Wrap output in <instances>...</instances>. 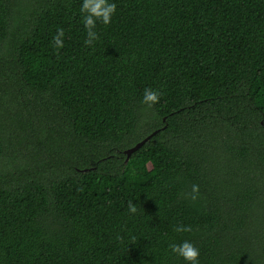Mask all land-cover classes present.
<instances>
[{
  "label": "trees",
  "instance_id": "obj_1",
  "mask_svg": "<svg viewBox=\"0 0 264 264\" xmlns=\"http://www.w3.org/2000/svg\"><path fill=\"white\" fill-rule=\"evenodd\" d=\"M110 2L0 0V264H264V0Z\"/></svg>",
  "mask_w": 264,
  "mask_h": 264
},
{
  "label": "clouds",
  "instance_id": "obj_2",
  "mask_svg": "<svg viewBox=\"0 0 264 264\" xmlns=\"http://www.w3.org/2000/svg\"><path fill=\"white\" fill-rule=\"evenodd\" d=\"M117 5L110 2V0H83L80 12L83 14L82 20L86 30V38L84 44L86 47H94L99 40V34L96 31L97 22L107 26L112 23L113 16L116 14ZM65 30L58 27L56 34L53 36V46L56 49V54L64 48ZM161 93L152 88H146L143 93L142 104L147 105L148 108L154 107L159 103ZM200 196L199 185L193 184L191 192L187 194V198L196 202ZM140 207L129 201L128 210L131 214L137 213ZM177 233L192 232V227L184 225H176L173 229ZM171 251L179 257H182L187 264H199V249L191 242L184 241L181 244H170Z\"/></svg>",
  "mask_w": 264,
  "mask_h": 264
},
{
  "label": "water",
  "instance_id": "obj_3",
  "mask_svg": "<svg viewBox=\"0 0 264 264\" xmlns=\"http://www.w3.org/2000/svg\"><path fill=\"white\" fill-rule=\"evenodd\" d=\"M156 131L154 133H152L151 135H149L148 137H146L145 139H143L142 141H139L138 143H136L134 146L126 149L124 152L127 155L126 158V162H128V160L130 159L131 155L133 154V152H135L136 150H138L139 148H141L146 142L147 140L150 139V137L155 134Z\"/></svg>",
  "mask_w": 264,
  "mask_h": 264
}]
</instances>
